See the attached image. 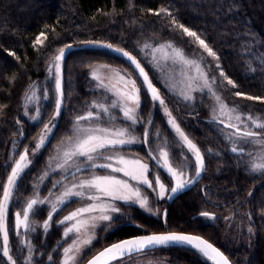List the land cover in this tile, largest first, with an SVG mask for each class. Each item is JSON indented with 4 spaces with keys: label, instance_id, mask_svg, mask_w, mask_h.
I'll return each instance as SVG.
<instances>
[{
    "label": "trees",
    "instance_id": "trees-1",
    "mask_svg": "<svg viewBox=\"0 0 264 264\" xmlns=\"http://www.w3.org/2000/svg\"><path fill=\"white\" fill-rule=\"evenodd\" d=\"M160 9H167L172 16L155 15ZM178 24L195 31L219 59L209 56ZM40 37L42 44L37 43ZM89 41L111 43L134 54L178 117L184 133L203 153L211 152L210 158L205 156L209 170L202 179L172 203L165 201L166 216H154L137 205L124 203L125 217L115 221L104 246L136 234L183 231L211 240L234 264H264V175L251 172L246 157L229 149L221 129L225 125L209 117L205 95L202 102L191 104L161 87L149 56L154 45L178 47L213 77L228 104L262 115L264 102L235 93L264 97V0H0V200L7 176L26 147L32 161L18 179L8 205L9 248L17 264H28L29 257L31 264H57L61 257L66 243L61 240L63 227L53 222L48 229L43 227L50 214L47 206H35L29 229L18 232L14 219L17 212H24L30 199L44 196L61 176L57 170L49 174L48 170L76 118L91 111V120L101 124L127 127L131 123L122 119L119 107L109 108L107 115L96 111L95 105L107 100L102 91L95 89L90 69L106 64L131 71L126 59L103 49L73 51L62 61L64 102L60 116L54 117L58 96L53 86L54 58L60 48ZM221 71L238 87L228 84ZM139 85V116L144 122L132 126L134 133L142 132L149 119V143H163L172 158L184 159L189 155L187 147L170 129L159 108L153 107L146 88L141 82ZM52 119L55 126L50 137L42 148L32 152L36 136ZM123 149L151 160L166 186L172 185L173 178L152 159L145 144L126 145ZM216 167L221 174L211 173ZM229 210L234 211L237 222L236 236L228 234L224 214ZM204 211L215 218L201 216ZM150 254L160 256L166 264H213L189 246L147 249L113 264H132L136 257ZM0 264H11L3 255L1 234Z\"/></svg>",
    "mask_w": 264,
    "mask_h": 264
},
{
    "label": "snow or ice",
    "instance_id": "snow-or-ice-1",
    "mask_svg": "<svg viewBox=\"0 0 264 264\" xmlns=\"http://www.w3.org/2000/svg\"><path fill=\"white\" fill-rule=\"evenodd\" d=\"M154 14H166L169 17L172 16V13L167 9H160ZM172 22L176 23L174 18L172 19ZM177 27L182 29L183 33L187 36L194 38V40L199 43L209 56L217 60L219 59L213 49L209 47L205 40L202 39L195 31L190 30L182 24H178ZM41 35H43V33ZM37 43L42 44L43 41L37 38ZM88 43L92 42L89 41ZM103 46L112 48L111 44ZM66 47L71 48L72 46L67 45ZM145 47H148V45H145ZM166 49H172V53L169 54ZM65 51V48H60L58 50V55L54 58V67L56 73L58 74L55 79V88L58 93L55 100V118L60 116L64 102L61 62L64 59ZM114 51L127 57L135 65V67L139 69L140 74L144 77L148 89L152 94V99L159 101L160 105H165V101L160 96L159 90L153 86L151 80L148 78V74L145 72L144 68L141 67L140 62L136 59V57L120 48H115ZM154 51L162 52L165 59H173L174 61H178L190 68H195L197 75L193 79L203 81L201 90L206 88L210 92L212 91V84L209 82L208 74L204 71L198 61L186 58L182 50L173 48L171 44L160 45V47L154 49ZM10 54L15 56V53ZM100 68L108 69L111 72V75L106 76L104 79L97 76L96 71ZM49 71H52V69L50 68ZM220 75L224 76L228 84L232 85L234 88L238 87L234 81L229 79L222 71ZM93 78L99 80L101 87L108 88L110 91L114 92L118 99L111 103V107L121 108L124 118L131 123L130 126L127 127L110 128L97 126L82 128L79 127L80 121L91 120L94 113L89 111L87 116H78L76 118V125L74 126L76 135L74 139L73 137H68L71 145L63 152L64 164L60 165V167H65V165L71 161L75 165L77 172L81 171L82 167H86L88 170H92V175L90 178L81 179L78 184H74L71 188L66 187L62 195L57 197L56 202H51L52 207L48 216V221L52 220L51 213H55L58 210L57 206L65 203L66 198L73 196L83 198L87 192L89 193L87 199L93 201V203H89L86 207L78 208L76 211H73L69 215L65 216L63 220L59 221L60 224L74 221L71 227L66 228L64 233L65 237H67L69 233L74 232L77 234V239L74 240L69 247L64 248L63 264H76L77 256L80 252V246L91 244L92 240L95 238L94 235H90L89 232L90 229H94L98 226L97 222H108L105 226L111 227V224L114 223L113 214L121 213V208L115 203L116 201H123L125 204H139L141 209L152 212L147 195L142 194L141 188L138 187V185H147L148 188H152L153 191H157V189L153 186V181L148 178V174L151 169L147 162L140 158L126 157L116 151L125 145L140 142L139 138L134 134V128L132 127L140 123V119H138L137 115L141 105L140 88L137 87L135 80L126 78L120 74L119 70L112 69L110 65L98 66V69L93 71ZM105 79H108L109 81L116 80V83L123 84V88H118L116 83L109 87V85L105 84ZM212 95L219 105L220 115L226 117L229 121L227 127L235 129V132L231 135H235L241 139H246L249 142L255 141L258 144L264 145V122H262L259 117L254 118L252 115L248 116V120L252 121V124L259 131H241L239 124L231 123L233 119L241 121V116L239 114L233 115L237 112V109L235 107L229 108V106L223 103L222 98L215 92H212ZM235 95L238 97L242 96L247 100L264 102V97H254L239 91H237ZM26 98L31 99V97ZM185 99H192V97L186 95ZM95 107H99L103 112L109 111V108L102 104L95 105ZM164 110L169 117L168 123L175 130L176 134H178L180 140L183 142V145H185L188 151L194 156L195 177H199L205 170V159L200 148L184 133L166 106ZM98 118L99 117L97 115V119ZM221 123H224V121L222 120ZM54 126V121L50 122L49 125L44 126V129L39 137V143L36 145L37 151L44 146L47 136L51 134ZM157 135H159V133H157ZM144 137L145 142H147V131L144 132ZM231 151L237 152V147H232ZM241 154H243L242 150ZM80 157L84 158L82 163H78V159ZM152 159L157 160L160 167L164 168L175 182L174 186L169 189L163 182H161L159 175H156L155 184L158 185L159 191L157 192V195L160 199H164L169 191L175 194L195 183L194 179L185 178L186 172L184 168H177L173 165L169 151L162 149L159 152V156L152 157ZM98 160L105 162L97 163ZM257 160H259V162H252L250 170L253 173L264 175V153L257 157ZM31 163L32 161L29 159V150L25 149L23 154L19 156V159L15 161V166L11 169V174L7 177L6 185L3 186V198L0 200V233H3V255L11 262V264H17V261L10 254L9 248V230L7 226L8 205L9 201L13 197L14 190L17 188L18 179L21 178V174L25 172ZM186 163L187 159L185 158V164ZM97 168L109 171L106 174H97L94 171ZM112 173H122L123 177H126L127 179L120 178V176L113 175ZM45 175H47V173H45ZM130 181H135L136 184L133 185ZM57 183H59V181ZM77 188L80 190H74ZM45 203L50 202L42 200L38 196L30 199L24 209L22 218L21 213L17 212L15 214L16 227L20 228L23 226L25 229H29V215L35 214V206ZM94 213H96V215H93ZM85 214H88L87 218H84ZM163 215L166 216L167 214L164 213ZM200 215L209 219L215 218L207 211L201 212ZM48 221H46L43 225L45 229L50 227ZM248 231L251 233L252 229L249 228ZM85 235L87 236L86 239L80 238ZM173 244L189 245L199 251L203 256L212 260L214 264H231L229 258L218 248L214 247L208 240H205L197 235L178 232H166L160 234L153 233L120 241L98 253L88 262V264H113V262L116 261L122 262L124 257L130 256L134 253L144 252L147 249L156 248L157 246H169ZM49 259H51V257H49ZM28 264H31V257H29Z\"/></svg>",
    "mask_w": 264,
    "mask_h": 264
},
{
    "label": "rangeland",
    "instance_id": "rangeland-1",
    "mask_svg": "<svg viewBox=\"0 0 264 264\" xmlns=\"http://www.w3.org/2000/svg\"><path fill=\"white\" fill-rule=\"evenodd\" d=\"M41 40V37L39 38ZM167 43H163V44H159V45H154L151 46L149 49V56H150V64L153 66V68L156 70V72L158 73L159 76V80H160V85L161 87L168 89L170 92H172L174 95H176L179 99H181L184 102L187 103H191V104H197L198 102H202V96L205 95V101L206 104L205 106H207L208 108V114L209 117L220 122V121H224L226 123H229V121L227 120L226 117L221 116L219 113V105L217 103V101L215 100V98L212 95V92H215L217 95H219L222 98L223 103L227 104L229 106V108H233L235 107L237 109V112L234 113L233 115L239 114L241 116V121H236V120H232L231 123H235V124H239V127L243 130H253V131H259L258 129L255 128V126L252 124V121L248 120V116L252 115L254 118L259 117L260 120L262 122H264V114H250L247 112H243L242 110L238 109V107L230 105L226 102V100L222 97L221 93L217 90V88L214 85V79L213 77L204 69V71L208 74L209 77V82L212 84V91L210 92L208 89L204 88L203 90H201L202 85H203V81L202 80H198V79H193L194 77H196L197 73L195 71V68H190L189 66H186L178 61H174L173 59H165L164 55L162 54V52H158V51H154V49H157L160 47V45H166ZM173 48L175 49H179L176 46H173ZM181 50V49H180ZM166 51L171 54L172 53V49H166ZM184 54V53H183ZM58 55V54H57ZM184 56L188 59L191 60H195L191 57H187L186 54H184ZM64 60V59H63ZM129 63V61H128ZM55 64V61H54ZM53 66V70H54V90H55V94L56 96L58 95L57 90L55 88V79L57 77V73L55 71V67ZM100 65H106V64H97L94 67H92L90 69V75L92 76V79L96 82L95 85V89H97L99 92H103L102 96L104 99L107 100L101 102L100 104L108 107V108H112L111 107V103L113 101H116L118 98L116 97V95L114 94L113 91H110L108 88H104L100 86V82L97 79L93 78V71L98 69V66ZM129 65L131 66V71L124 69L122 67H117V66H111L112 69H116L119 70L120 74L125 76L126 78H130L132 80L136 81V85L137 87L140 88L139 82L142 83V85L145 87L144 85V81L142 79V77L140 76V74L138 73V71L134 68V66H132L130 63ZM61 68H62V62H61ZM62 71V70H61ZM96 75L100 76L102 79H104L106 76L111 75V72L108 69H102L100 68L99 70L96 71ZM116 83V80L113 81H109L108 79H105V84L109 85V87H111L112 84ZM116 86L118 88H123V84L121 83H116ZM146 88V87H145ZM147 90V89H146ZM148 92V91H147ZM149 93V92H148ZM191 96L192 99H185V96ZM32 96V95H31ZM141 96V94H140ZM151 99H152V95ZM153 100V99H152ZM97 104V103H96ZM98 104V105H100ZM155 105L159 108V110L162 112L163 116L165 117V120L168 124V126L170 127V129L174 132L175 130L172 128V126L168 123L169 117L165 112V106L167 107V109L172 113V116L176 119V122L180 125L181 129L183 130L181 123L178 119V117L176 116V114L173 112V110L171 109V107L165 102V105H160L159 101L153 100V107H155ZM121 111V117L122 119L126 120L123 116V111L121 108H119ZM215 109V111H214ZM62 111V110H61ZM96 111H102L99 107H97ZM106 115L109 112H104ZM138 119H140V123L138 124H142L143 125V119L139 116V110H138ZM149 120V119H148ZM145 121V127L143 128L142 132H139L138 134L135 132L134 134L139 138L138 143H133V144H129L130 145H138V144H145L147 146L148 152L149 154H151L152 157H158L159 156V152L163 149V150H167L169 151V149L167 148V146H163L162 144H157V143H149V139L147 138V142H145V137H144V132L147 131L148 132V127L150 125V121ZM52 121H54V119H52ZM51 121V122H52ZM49 123H47L46 125H49ZM76 125V124H75ZM125 127V126H113V125H107L106 124H101L92 120H86V121H81L79 123V127L82 128H87V127ZM44 129V127L42 128V130ZM222 131H223V135L225 136V138L228 140L229 144V149L231 150L232 147H237V152H243V154H239L241 156H245L247 159V164L249 165V168H251V164L253 161L259 162V160H257V157H259L262 153H264V145L258 144L255 141H251L249 142L246 139H241L235 135H231L232 133L235 132V129L233 128H229L227 126H222L221 127ZM42 130L40 131V133L36 136L35 140H36V145L39 143V137L42 133ZM53 130V128H52ZM52 133V131H51ZM51 135V134H50ZM50 135L47 136L46 141L48 140V138L50 137ZM76 132H75V127H73V130L71 132V134L68 137H73V139L75 138ZM231 136V138H230ZM68 137L65 139V141L63 142V144L61 145V147L59 148L58 152L54 155V157L51 160V166L48 170V174L53 172V171H59L60 172V177L54 182V185L52 184V186L47 190L46 194L43 195H38V197L42 200L45 201H49L50 203H45V204H38V205H45L48 207V212H51V207H52V203L51 202H56L57 197L61 196L62 193L64 192L65 188H71L74 184H78L79 181L81 179H86V178H90V176L92 175V170H88L86 167H82L81 171L77 172L76 171V167L75 165L70 161L67 165H65V167L61 168L60 165L64 164V159H63V152L66 151L70 145L71 142L68 140ZM45 141V142H46ZM126 146V145H125ZM124 147V146H123ZM123 147L117 149L116 151H118L120 154L125 155L126 157H130V158H140L143 161L147 162L150 166V172L148 174V178L150 180L153 181V186L157 189V191H153L152 188H148L147 185H138V187L141 188L142 194L147 195L148 199H149V206L152 208V212H148L145 211L144 209H141L139 204H134L137 205L141 210H143L144 212L154 215V216H162L165 212L166 206H165V201H168V196L170 194V191L167 193L166 197L164 199H160L157 195V192L159 191L158 185L155 184V177L156 175H159L161 182H164L163 180V176L160 174L159 169L151 163V160H146L143 157L139 156V155H135L132 153H129L127 151H125L123 149ZM201 150V149H200ZM36 147L33 149L32 152H35ZM170 153V151H169ZM201 153L207 158H210L211 152L209 151L208 153H203L201 150ZM171 161L173 163V165L177 168H184L185 172H186V176L185 178H194L195 177V158L192 155L191 152H189V155H186V159H187V163L185 164V158L181 159V160H176L174 158H172L171 154ZM84 161L83 157H80L78 159V163H82ZM105 161H97V163H103ZM114 163V162H113ZM207 165L205 163V170H209V168H206ZM95 173L97 174H106L108 173L109 170H105V169H95L94 170ZM215 175H219L221 174L220 169H218V167L213 168L212 172ZM113 175H118L120 176V178L123 179H127L126 177H123L122 173H112ZM259 174V173H257ZM152 175V177H151ZM47 177V176H45ZM59 181V183H57ZM130 183H132L133 185L136 184L135 181H130ZM57 184H59L57 186ZM166 185V184H165ZM174 186V180L172 179V185L171 186H166L167 188H171ZM58 189L55 191V189ZM76 191L80 190V189H74ZM89 195V193L86 192L85 197L81 198V197H70V198H66L65 203L63 204H59L58 206L62 205L56 212V215H52V220L48 221V223L52 224V222L56 225L62 226V231H61V240L62 241H66L65 245L62 248V252H61V257L58 261L57 264H63V259H64V248L69 247L74 240L77 239V234L76 233H69L67 235V237H65L64 233L67 227H71L72 223H74V221L72 222H65V224H60L59 221L63 220L65 216L69 215L71 212L76 211L78 208L81 207H86L89 203H93V201H90L87 199V196ZM37 197V196H36ZM169 202V201H168ZM120 208H121V213H116L113 214L114 215V223L111 224V227H106L105 225L108 224V222H104V221H100L97 222L98 226L94 229H90L89 234L90 235H94V239L92 240L91 244L88 245H81L80 246V252L77 256V260H76V264H84V262L90 258V255H93L94 253H96L97 251H99L100 249L108 246H104L105 245V239H106V234L114 227V225L116 224L115 221L121 218L125 217L126 211L127 209L124 208L123 204L125 202L123 201H116L115 202ZM57 206V207H58ZM159 213V214H157ZM167 213V212H166ZM234 211H227L224 215L229 227H227L228 229V234L230 236H236L237 231H239L236 226H237V222L235 221V217H234ZM54 214V213H53ZM93 215H96V213H94ZM23 216V212L21 213V218ZM31 214L29 215L30 218ZM88 214H85L84 218H87ZM30 224V219L29 222ZM14 225H15V219H14ZM16 226V225H15ZM16 229L19 231L24 230L25 228L23 226H21L20 228ZM48 229V228H47ZM1 234V239H2V245L4 244L3 242V233ZM81 239H86L87 236H81ZM112 244V243H110ZM98 247H101L100 249H98ZM11 254V253H10ZM74 255H76L75 253H73ZM205 257V256H204ZM207 258V257H206ZM208 259V258H207ZM210 260V259H209ZM213 264L214 262L212 260H210ZM132 264H166L158 255H154V254H150V255H142L140 257H136Z\"/></svg>",
    "mask_w": 264,
    "mask_h": 264
},
{
    "label": "water",
    "instance_id": "water-1",
    "mask_svg": "<svg viewBox=\"0 0 264 264\" xmlns=\"http://www.w3.org/2000/svg\"><path fill=\"white\" fill-rule=\"evenodd\" d=\"M107 44H111V43H107V42H92V43H88V42H85V43H82V44H80V45H74V44H71V46H72L71 48L64 47V48L66 49L64 59H65V58H66L71 52H73V51H77V50H80V49H103V50H109V51L115 53L116 55H118V56H120V57L126 59L127 61H129V63H130L132 66H134V68H135V69L138 71V73L140 74L139 69H137V68L135 67V65H134V64H133V63H132L127 57L123 56V55H122L121 53H119V52L114 51L115 48H120V47H118V46H116V45H113V44H111V45H112V48H108V47H106V46H103V45H107ZM120 49H123V48H120ZM123 50L126 51V52H128V53H130L132 56L136 57V56H135L134 54H132L131 52H129V51L125 50V49H123ZM136 59L140 62L141 67H143L144 70H145V72L148 74V78H149V80H151L153 86L157 88V86H156L155 83L153 82V80H152V78H151V76H150L148 70L146 69V67L143 65V63H142L137 57H136ZM140 76L142 77V79H143V81H144V85H145L147 91L149 92L150 95H152L151 92H150V90L148 89V86H147V83H146L145 80H144V77H143L141 74H140ZM157 89H158V88H157ZM158 90H159V89H158ZM159 93H160V91H159ZM160 96L162 97L161 93H160ZM62 107H63V105H62ZM61 110H62V109H61ZM227 124H228V123L224 122V125H225V126H227ZM240 130H241V131H245V130H243V129H241V128H240ZM25 149H28V148L26 147ZM25 149H24V150H25ZM24 150L19 154V156L23 154ZM19 156L17 157V159H16L15 161H17V160L19 159ZM155 161H156V160H155ZM156 163L159 165V163H158L157 161H156ZM14 166H15V162H14L12 168H13ZM159 167H160V165H159ZM12 168H11V169H12ZM160 168L163 169V170H165V169L162 168V167H160ZM204 172H205V170L202 172V174H201L199 177H194L193 179L195 180V183H193V184L190 185L189 187L185 188L184 190L179 191V192H177V193H175V194H173V193L170 192V194H169V196H168V201H169V203H172V202L174 201V199H175L178 195H180L181 193H183V192H185V191H188L190 188H192L194 185H196V184L202 179V177H203V175H204ZM10 174H11V170H10V172H9L8 175H10ZM7 177H8V176H7ZM6 182H7V179H6V181H5V185H6ZM174 183H175V182H174ZM169 197H170V198H169ZM2 198H3V191H2L1 200H2ZM61 206H62V205L58 206L57 209H59ZM164 212L166 213V212H167V209H165ZM51 214L53 215V213H51ZM48 216H49V215H48ZM46 221H48V217H47ZM166 232H178V233H185V234H191V235H197V236H200V237H202L203 239L208 240L211 244H213L214 247L218 248L220 251H222V252H223V253L229 258V256H228V255H227V254H226V253H225L220 247H218L216 244H214L211 240L205 238L204 236H201V235L195 234V233H189V232H183V231H159V232H149V233L136 234V235H133V236H129V237H126V238L120 239V240H118V241H116V242H113L112 244L118 243V242L123 241V240L131 239V238H134V237H138V236L149 235V234H153V233L160 234V233H166ZM112 244H109L108 246H106V247L100 249L99 251H97L96 253H94L90 258H88V259L84 262V264H88V262H89L90 260H92L93 257H95L98 253H100L101 251H103L105 248L111 246ZM169 246H189V245H184V244H173V245H169ZM157 247H163V246H157ZM189 247H191V246H189ZM229 260H230L231 264H234L233 261H232L230 258H229Z\"/></svg>",
    "mask_w": 264,
    "mask_h": 264
}]
</instances>
